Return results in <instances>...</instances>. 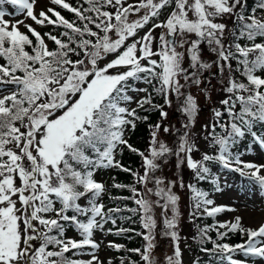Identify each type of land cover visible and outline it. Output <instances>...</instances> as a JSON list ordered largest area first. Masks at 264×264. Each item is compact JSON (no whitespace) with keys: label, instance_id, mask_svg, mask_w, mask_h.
Returning a JSON list of instances; mask_svg holds the SVG:
<instances>
[{"label":"snow or ice","instance_id":"snow-or-ice-1","mask_svg":"<svg viewBox=\"0 0 264 264\" xmlns=\"http://www.w3.org/2000/svg\"><path fill=\"white\" fill-rule=\"evenodd\" d=\"M40 2L0 0V264H105L95 233L109 222L115 225V214L123 211L102 202L108 187L96 175L106 169L130 172L135 184L144 186L141 192L135 184L112 185L130 187L138 206L131 211L142 213L144 231L138 235L145 244L127 251L138 253L143 264H154L155 205L162 210L163 235L173 241L166 262L183 264L177 231L179 196L173 191L177 181L165 184L155 175L170 156L176 157L178 169L186 165L198 181L210 173L207 162L216 161L264 190V164L245 161L244 153L232 151L247 135L264 149V136L253 130L264 125V0H257L250 10L247 0H79L77 4L47 0L38 8ZM4 5L14 11H6ZM57 8L75 18H66ZM33 24L63 31L41 33ZM156 29L161 30L158 35ZM204 44L215 53L213 64L226 96L219 101L221 107L212 109L213 122L204 125V138L218 154L206 152L195 160L192 154L198 149L188 130L198 104L182 89L186 84L200 86L203 73L213 67L202 58ZM110 55L113 58L106 59ZM140 83L152 92L137 86ZM153 93L163 103H154ZM172 97L187 118L183 131L176 129L177 146L159 139L161 131L172 132L161 122L149 125L147 154L134 148L128 132L138 121L148 120L138 109L156 110L161 121L167 120L165 106H172ZM125 148L140 156L142 173L118 159ZM179 186L185 187L182 177ZM187 187L193 193V217L234 210L215 205L209 193L194 184ZM148 194L158 199L152 201ZM69 228L75 229L78 239L66 236ZM211 229L217 232L216 240L208 235ZM128 231L118 228L115 234ZM229 233L244 239L222 242ZM205 241L212 248L202 251L229 264L264 259V223L245 227L237 216L200 229V242ZM107 247L120 250L123 245L109 241ZM237 253L249 259H234ZM80 256L88 258H76Z\"/></svg>","mask_w":264,"mask_h":264},{"label":"rangeland","instance_id":"rangeland-1","mask_svg":"<svg viewBox=\"0 0 264 264\" xmlns=\"http://www.w3.org/2000/svg\"><path fill=\"white\" fill-rule=\"evenodd\" d=\"M47 3V0H41L38 4V8L44 7ZM6 11L12 12L14 11L11 5L3 6ZM8 8V9H6ZM12 17H7L6 19H11ZM21 16H16L15 19H22ZM27 23H33L31 20H27ZM229 24V27L232 26L231 21H226ZM37 29L40 27L38 25H34ZM22 31H26L23 27ZM160 29H156V34L158 35ZM143 33L141 32V35ZM194 36H191L190 39H193ZM187 46H185L186 48ZM178 51L184 52V48H178ZM210 51L207 44L202 46V58L206 62L207 54L206 52ZM113 57L110 55L106 57V59H112ZM186 60H189L187 54L185 55L184 66L188 67L186 64ZM215 60V53L209 58V61ZM209 63V62H206ZM205 78H207L205 80ZM204 80L200 86H196L194 84H186L185 88L182 91L185 92L187 90L188 93L193 95L198 104V113L194 118V123L191 128L188 130L191 133V139L195 141L197 151L193 152V159L200 160L203 154L206 152H210L212 146L205 140V130L204 125L211 124L213 122V108L221 107L219 101L226 96L221 89L223 85L220 83L221 77L218 74V70L213 64V67L206 70L201 77ZM210 81V85L207 87V91H205V85ZM226 82V81H225ZM181 83H185L181 78ZM137 86L148 88L149 85L140 83ZM140 95H145L141 93ZM175 99V97L173 98ZM135 107V104L132 105ZM165 110L168 112V119L161 121L164 126L174 129H181V125L183 123L184 117L181 115V112L178 109L173 108V103L171 107L165 106ZM184 124V123H183ZM173 130V131H174ZM161 134L162 131H161ZM161 134H159V139L162 140L166 144L173 143L172 139L161 138ZM163 137H166L162 135ZM176 142V141H175ZM242 159L248 162H252L255 164H264V149L253 144L251 150L244 153ZM176 157L170 156L167 160V163L162 164L161 169L156 173V176H159L164 179L165 184L168 181H177L176 186L173 188V191L179 196V201L177 204V212H178V233L180 236L179 246L182 250V261L183 264H193V256L190 254V246L193 245L190 238L194 236V229L192 228V221L194 220L193 216L190 215L193 211V193L187 187L188 184H191L194 179V173L191 169H188L186 165H181L178 169L176 167ZM220 164H215L210 167L211 173L216 177V183L219 187L222 188V191H208L209 198L214 200L215 205H226L232 211H224L214 216L216 224L218 222H231L234 221L235 217H241L242 223L245 227H258L260 223H264V190H261L260 187L254 183L253 181L247 180L245 177L239 175L234 171H230L229 169H225L223 167H219ZM107 170V169H106ZM100 171L96 175L97 180H101L104 183L107 181L104 176V172ZM183 178V182L185 187L179 186L180 178ZM195 185V184H194ZM144 191V187L142 192ZM148 199L155 201L158 197L148 194ZM161 208L153 205V215L157 221V227L154 230L156 234V248L153 250V259L154 264H167L166 257L172 254L173 251V241L170 237H166L163 235L164 225H163V216L161 215ZM172 212L171 209L168 212V216L171 217ZM104 227L103 231L97 230L95 233V239L101 242V249L99 251V255L101 259L106 262L111 258L109 247H107L108 242L112 239L109 237L108 233H106V227ZM144 230V229H143ZM145 242V241H144ZM87 256L81 257L80 259H87ZM234 259L243 260L240 254H235ZM216 264H229L227 260L220 259V261ZM255 264H264V259L258 258L255 261Z\"/></svg>","mask_w":264,"mask_h":264},{"label":"trees","instance_id":"trees-1","mask_svg":"<svg viewBox=\"0 0 264 264\" xmlns=\"http://www.w3.org/2000/svg\"><path fill=\"white\" fill-rule=\"evenodd\" d=\"M71 2L73 4H77L79 0H71ZM256 2L257 0H247L249 10L255 6ZM57 10L60 11L62 15H64L66 18L70 20L75 18L74 15L68 12L67 10L60 8H57ZM37 30L40 31L41 33L51 31L53 34H57L58 32L63 31L62 28H55L53 26L40 27ZM193 39H195V37H193ZM49 46L54 47V45L51 42H49ZM209 50L210 51L206 52L207 54L206 62H209V64H211L212 61H209V58L213 52L211 51L210 48ZM189 63L190 61L186 60L187 66L189 65ZM238 75L239 74H237V76ZM148 90L150 93L152 92V88L150 86H148ZM187 92L188 91L185 90V93ZM153 98H154V103H163V98L159 95H156L155 93H153ZM173 98L174 97H172L173 108L178 109L179 102ZM145 107L147 108V105ZM138 112L141 116L147 115L148 120L138 121L136 129L134 131L129 130L128 140L129 143L134 148L138 149L139 151H143L145 152V154H147V150L150 142V132H151L149 125L160 123L161 118L159 116V112L156 110H149L145 112L144 110L138 109ZM182 125H181V130L183 131ZM173 130L171 133L162 132L163 134H161L160 132V134H161V138L169 139V141H171L172 139L173 143L167 145L169 147L175 148L179 141V135L176 134V129L174 131ZM253 130L256 131L257 134L260 136L264 135V125H256ZM217 131L219 132L220 129H217ZM162 135L166 137H163ZM252 142H253L252 137L250 135H247L245 138H241L239 140L238 144L234 146L232 151L237 153H243V151L249 148ZM215 150L218 151L217 148L214 149V152ZM217 154L218 153H213L211 155H217ZM118 159H120L121 163L125 167L132 169V171L134 172L138 171L141 173L143 172V168L141 167L142 164L141 158L136 152H132L127 148H125L123 152L118 156ZM215 162L216 161L207 162V166L210 167L212 164H215ZM105 176L107 180L105 185L106 187H108V192L104 194L102 202L107 207H119L123 209V211L115 214V219L117 221L115 225H113L111 222L107 224L108 225L107 233L109 237L112 239V242L123 245V248H121L120 250H116L115 248H110L111 258L109 260L111 261V264H121V260L124 261V264H133V262H135V264H143V261L140 259L138 253L127 251L128 249L143 248L145 244L142 236L138 235V233L144 231L140 219L142 213L131 211L132 209H137L138 206L135 204L134 199L131 198L133 194L130 190V187H125V188L112 187L113 184L132 186L135 184V179L130 172H124L121 171L120 169H108V171L105 172ZM212 176L213 175L210 171L206 179L198 181L197 179L194 178L193 179L194 182H192L191 184H195L196 187L202 191H206V192L211 190L214 191L218 185L212 182V178H214ZM135 186L142 192L144 187L143 185L135 184ZM148 187H153V184H149ZM112 197H116L118 199H112ZM193 219L194 220L192 221V228L194 229V236L190 238L193 245L190 246L189 249L191 256H193L194 258L193 264H197V262L198 264L217 263L220 260V257L218 255L209 254L208 252L201 250L202 248H207V249L212 248L211 242L209 241H205L204 243L200 242V229H203L209 225L218 226L216 224L215 218L209 217L207 215H197ZM118 228L130 229L131 231L124 232L120 235H116L115 232ZM108 229H112V233H109ZM220 231H226V229H220ZM208 235L211 236L213 240H216L218 238L217 232L214 229L209 230ZM66 236L77 239L79 238L78 233L75 231V229L72 228H69L66 231ZM243 239L244 237H242L238 233H229L228 236L222 242L236 244V243H241ZM76 258H80V257H76ZM243 259H249V258L244 257Z\"/></svg>","mask_w":264,"mask_h":264},{"label":"bare ground","instance_id":"bare-ground-1","mask_svg":"<svg viewBox=\"0 0 264 264\" xmlns=\"http://www.w3.org/2000/svg\"><path fill=\"white\" fill-rule=\"evenodd\" d=\"M181 115L184 117V119H183V123H186V122H187V118H186V116H185L184 114H182V113H181Z\"/></svg>","mask_w":264,"mask_h":264}]
</instances>
